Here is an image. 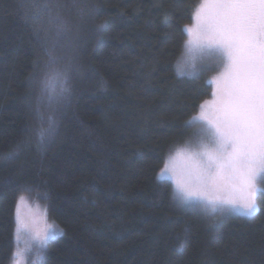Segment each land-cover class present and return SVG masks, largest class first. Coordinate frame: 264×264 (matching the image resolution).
Instances as JSON below:
<instances>
[{
  "label": "trees",
  "instance_id": "obj_1",
  "mask_svg": "<svg viewBox=\"0 0 264 264\" xmlns=\"http://www.w3.org/2000/svg\"><path fill=\"white\" fill-rule=\"evenodd\" d=\"M201 1L58 0L69 28L58 32L30 0H0V264L12 262L21 195L58 230L26 264H264V189L253 216L223 215L181 204L160 177L213 94L216 70L176 71ZM46 49L80 70L41 144L50 113L37 115L34 65Z\"/></svg>",
  "mask_w": 264,
  "mask_h": 264
},
{
  "label": "snow or ice",
  "instance_id": "obj_2",
  "mask_svg": "<svg viewBox=\"0 0 264 264\" xmlns=\"http://www.w3.org/2000/svg\"><path fill=\"white\" fill-rule=\"evenodd\" d=\"M215 5L211 13L198 9L194 19L195 29H184L189 34L186 47L193 43L195 32L198 48L215 51L216 62L222 68L214 83L211 103L199 105V113L193 117L200 121L195 139L177 155L188 161V168L176 179L175 191L182 202L199 201L215 213L239 209L242 215L252 216L257 211L256 193L259 182L264 181V0H205ZM32 18L38 22L47 15L49 23H55L58 32L68 31L66 22L59 16L58 0H30ZM56 12V15L53 13ZM48 60L43 68L39 62L34 67L43 72L39 80L40 95L36 98V112L41 121L44 111L47 127H40L37 136L41 144L55 132L57 106L68 99L71 79L79 72L71 60L62 61L53 49H46ZM187 64L178 62L176 71L183 75ZM36 80V76L31 78ZM59 81V89L52 92L48 84ZM191 126V122L185 127ZM175 157L169 156L160 175L172 173L175 177ZM223 175L231 183L243 186L245 195L239 199L220 198L212 194V180ZM19 197L16 211V240L23 230L39 249L48 239V232H56L54 225L37 230L30 222L21 219ZM30 246V245H29ZM15 257L21 256L17 249ZM19 264V260L15 261ZM32 264H36L35 261Z\"/></svg>",
  "mask_w": 264,
  "mask_h": 264
},
{
  "label": "rangeland",
  "instance_id": "obj_3",
  "mask_svg": "<svg viewBox=\"0 0 264 264\" xmlns=\"http://www.w3.org/2000/svg\"><path fill=\"white\" fill-rule=\"evenodd\" d=\"M214 8H215V5H213L210 2L205 3V0H202L200 5L196 9L195 13L197 12L198 9H203V11H205L207 13H211L214 10ZM195 13L193 15L192 23L188 26V27H192L193 29H195V25H196V21L194 19ZM186 35H187V41H188V39L190 37H189V34L187 32H186ZM191 39H192L193 43L191 44L190 47H186V49L184 51L185 53H184L183 60L181 61V63L187 64L186 70H185L183 75L192 76V75L198 74L202 70H216L215 75H213L211 78V83L213 85V92H214L217 90V87H216V84L214 83V81H216L217 77L219 76L220 72L222 71V68L220 67L218 62H216V58L218 57L219 54L215 51H209L206 49L202 50V49L198 48V46H197L198 41L196 39L195 32L191 36ZM212 100H213V94H212L211 99L208 100V102L211 103ZM192 122L194 124H196L197 128H198L200 121L193 119ZM182 149L183 148L176 150L171 155L172 157H175V159H174V166H175V173H176L175 177L173 176L172 173H165V175H163V176L160 175V177L163 180H167L171 183L172 188L174 190L175 197L178 199V201L181 204L193 205V206H196L198 209H201L202 211H207V212L213 213L211 211L210 207H205L204 204L199 202V201L194 200V201H190L188 203L182 202L181 198L179 197V195L175 191L176 179H180L182 177V175L184 174V172L186 171V169L188 168V161L186 160V158L182 155H177V153L180 152V150H182ZM164 166H165V163H164L162 169L164 168ZM212 184H213L212 194L215 196H219L220 198L239 199L246 194L244 189H243V186L241 184L231 183L223 175L216 176L212 180ZM263 189H264V181H260L259 182V190L256 193V197H257L258 192L260 190H263ZM18 202H19V200H18ZM16 211H17V208H16ZM19 211H20L21 219L26 221V222L32 223L37 230H43L47 225H51V223L49 222V220L47 218V214H46L44 207L32 199L25 197V202L20 203ZM215 213L223 214V215L233 214V215H239V216H243V217H251V216L242 215L241 211L239 209L228 210V211H225L223 213H221L219 210H217ZM57 235H58L57 229H56V232L54 235H53L52 231H49L47 241L51 238H54ZM14 238H15L14 239L15 240L14 253L17 251V249H19L21 251V256L15 257L14 253H13L11 264H15V261H17V260H19V264H26L28 256L35 249H38V246H37L35 241H32L29 239V237L27 236V234L23 230L21 231V239L19 241H17L16 240V227H15V237Z\"/></svg>",
  "mask_w": 264,
  "mask_h": 264
}]
</instances>
